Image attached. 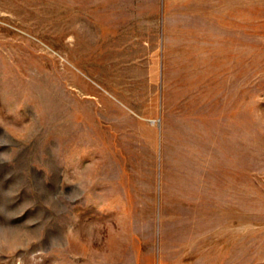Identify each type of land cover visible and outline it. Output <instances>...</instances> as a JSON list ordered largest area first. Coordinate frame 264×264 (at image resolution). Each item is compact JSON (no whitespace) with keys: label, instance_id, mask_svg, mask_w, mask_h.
Returning a JSON list of instances; mask_svg holds the SVG:
<instances>
[{"label":"rangeland","instance_id":"rangeland-1","mask_svg":"<svg viewBox=\"0 0 264 264\" xmlns=\"http://www.w3.org/2000/svg\"><path fill=\"white\" fill-rule=\"evenodd\" d=\"M0 264H264V0H0Z\"/></svg>","mask_w":264,"mask_h":264}]
</instances>
